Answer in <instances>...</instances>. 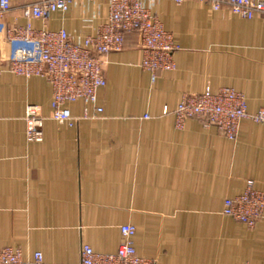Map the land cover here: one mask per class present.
<instances>
[{
    "label": "crops",
    "instance_id": "obj_1",
    "mask_svg": "<svg viewBox=\"0 0 264 264\" xmlns=\"http://www.w3.org/2000/svg\"><path fill=\"white\" fill-rule=\"evenodd\" d=\"M38 1L9 0L11 10L0 18L1 49L5 32L26 23L20 8ZM142 2L179 48L175 69L152 81L139 67L138 36L126 34L122 51L105 58L98 117L73 127L53 121L49 83L14 76L4 63L0 249H19L25 264H78L85 245L115 253L120 227L132 225L136 253L155 264H264V209L253 229L221 214L223 201L249 181L264 194V124L244 119L229 141L200 118L177 129L173 116L183 96L220 88L243 94L249 115L264 110V15L212 11L208 0ZM106 19L104 2L68 0L65 12L30 24L62 29L80 44ZM31 105L42 117L39 143L26 139ZM68 108L82 115L80 102Z\"/></svg>",
    "mask_w": 264,
    "mask_h": 264
},
{
    "label": "built area",
    "instance_id": "obj_2",
    "mask_svg": "<svg viewBox=\"0 0 264 264\" xmlns=\"http://www.w3.org/2000/svg\"><path fill=\"white\" fill-rule=\"evenodd\" d=\"M89 1L104 2L107 19L97 34L85 37L82 43H72L62 29L50 31L45 25L40 30L32 28L31 20L44 22L52 13L67 9L68 0H40L20 8L26 23L8 29L5 32L6 49L0 48V75L6 63L7 70L14 76L43 78L52 91L51 119L69 127H73L78 119H92L102 113V108L97 106V93L105 86V58L122 51L126 34L138 36L139 67L151 74L152 81L156 73L175 69L173 56L179 49L172 34L164 30L158 17L143 5L142 0ZM181 1L174 0L175 3ZM208 3L212 11L227 8L243 19L264 15V0H208ZM10 10L9 0H0V18ZM76 102L83 105L80 117H73L68 108L69 104ZM163 112L166 114L167 109ZM173 116L177 129H182L188 119L200 118L205 126L217 128L229 141L237 138L240 122L244 119L264 124V110L249 115L243 94L230 88L215 92L206 89L199 94L185 95L175 107ZM24 119L27 141L41 142L39 107L27 106ZM263 209L264 194L249 181L241 194L223 201L221 214L253 229L262 218ZM120 233L122 240L115 253H96L85 245L81 248L78 264H155L136 253L132 225L121 226ZM33 260L40 263L41 254L35 253ZM0 264L25 263L19 249L6 247L0 249Z\"/></svg>",
    "mask_w": 264,
    "mask_h": 264
}]
</instances>
